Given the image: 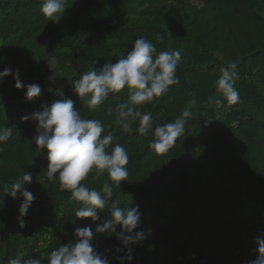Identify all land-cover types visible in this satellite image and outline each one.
I'll list each match as a JSON object with an SVG mask.
<instances>
[{
    "label": "trees",
    "instance_id": "16d2710c",
    "mask_svg": "<svg viewBox=\"0 0 264 264\" xmlns=\"http://www.w3.org/2000/svg\"><path fill=\"white\" fill-rule=\"evenodd\" d=\"M42 3L0 0V71L18 68L22 83L31 85L47 59L61 66L71 61L74 70L64 69L65 84L48 92L43 104L71 99L82 118L99 119L102 136L111 132L114 137L108 150L117 143L126 148L129 175L97 221L77 219L79 202L46 176V151L33 139L36 122L22 120L43 104L38 97L25 99V89L14 87L12 75L4 77L0 129L12 132L0 144V264L17 257L21 264L32 259L48 264L52 250L75 241V229L95 231L110 218L114 200L122 208L138 205L141 212L134 231H143L145 239L128 246L130 264H251L258 255L257 239H264V0H67L57 23L46 21ZM139 37L156 45L154 55L182 52L179 83L137 108L152 113L153 131L190 111L184 134L163 155L149 147L152 132H136L138 121L124 132L106 115L109 107L128 102L127 89L110 94L95 112L72 89L85 71L126 56ZM231 63L237 65L234 87L240 102L218 105L219 69ZM23 172L32 173L27 190L34 201L55 207L40 222L42 234L29 244L15 223L23 198L4 193ZM107 179V174L94 179L90 173L82 183L99 191ZM93 244L108 264H129L116 233L98 234Z\"/></svg>",
    "mask_w": 264,
    "mask_h": 264
},
{
    "label": "clouds",
    "instance_id": "9594fccd",
    "mask_svg": "<svg viewBox=\"0 0 264 264\" xmlns=\"http://www.w3.org/2000/svg\"><path fill=\"white\" fill-rule=\"evenodd\" d=\"M66 3L67 0H43L40 11L47 22L57 23L64 15ZM157 40L162 42V37L157 36ZM156 51V45L151 40L139 37L126 56L120 57L114 64L105 63L100 68L92 67L85 71L72 89L79 98H87L88 109L92 112L97 111L110 94L127 89L128 102L119 103L115 108L109 107L106 115L114 117L115 124L124 132H131L132 124L138 121L136 132L140 136L152 132L149 147L155 154L163 155L184 134L186 118L191 113L185 109L173 122L157 125L153 131L152 113L137 110L139 106L162 97L170 86L179 83L176 69L182 60V52L178 49L165 50L154 55ZM236 67L235 63H231L219 69L221 75L216 81V91L221 94L222 100L216 99V104L231 106L240 102L239 91L234 87ZM9 75H12L16 89H25V99L33 100L40 96V86L24 85L19 78L18 68L15 71L8 68L0 71V82ZM41 107L40 112L33 113L31 117H22V120L32 119L36 122L37 134L33 139L38 150L46 151V176L49 181L58 180L60 190L68 191L70 198L79 202L74 213L77 219L91 218L95 222L99 219L98 213L103 212L109 204L114 190L120 189L121 181L128 179V152L119 143L109 151L114 140L111 132L102 136V122L82 118L71 99L56 100ZM11 132L12 129L8 127L0 129V144L9 140ZM90 173L94 174V179L107 174L108 179L99 191L82 183ZM32 179L31 172H23L10 187L4 188V193L10 198H23L17 217L21 228L25 226L22 218L35 200L33 193L27 190ZM119 205V200L112 201L110 218L98 224L95 231L91 227L75 229V241L52 250L47 256L48 264H108L107 259L96 252L93 242L98 234L110 236L113 233L127 248L128 254L124 259L130 264L132 256L128 246L144 240L145 233L134 231L140 227L139 206L122 208ZM117 225L120 226L118 233ZM256 244L258 255L251 264H264V239H257ZM9 264H21V258H11ZM26 264H41V260L32 259Z\"/></svg>",
    "mask_w": 264,
    "mask_h": 264
},
{
    "label": "rangeland",
    "instance_id": "374dc122",
    "mask_svg": "<svg viewBox=\"0 0 264 264\" xmlns=\"http://www.w3.org/2000/svg\"><path fill=\"white\" fill-rule=\"evenodd\" d=\"M46 66L47 67L42 73V76L33 81L34 84H37L41 88V94L38 97L40 104L45 102L48 92H51L52 90L58 91L63 87L65 84L64 69L68 67L67 71L74 70L71 61H68L66 66H61L52 58L47 59ZM186 121H188V118H186ZM54 209V204L33 201L28 209L27 215L22 218L25 225L23 228L19 226L17 219L19 213H17L15 218V223L17 224L16 227H19V230L22 231L26 243L29 244L33 242L38 235L42 234V231L40 233V222L46 218L48 212L53 211ZM23 253L25 252H22V254Z\"/></svg>",
    "mask_w": 264,
    "mask_h": 264
}]
</instances>
